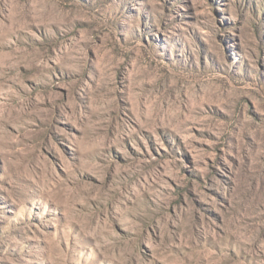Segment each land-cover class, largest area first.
Returning a JSON list of instances; mask_svg holds the SVG:
<instances>
[{
    "label": "rangeland",
    "instance_id": "rangeland-1",
    "mask_svg": "<svg viewBox=\"0 0 264 264\" xmlns=\"http://www.w3.org/2000/svg\"><path fill=\"white\" fill-rule=\"evenodd\" d=\"M0 264H264V0H0Z\"/></svg>",
    "mask_w": 264,
    "mask_h": 264
}]
</instances>
